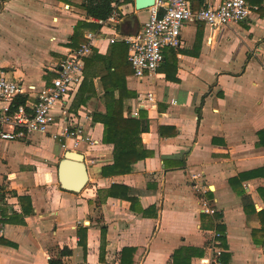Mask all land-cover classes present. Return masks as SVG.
Returning a JSON list of instances; mask_svg holds the SVG:
<instances>
[{"label":"crops","instance_id":"crops-1","mask_svg":"<svg viewBox=\"0 0 264 264\" xmlns=\"http://www.w3.org/2000/svg\"><path fill=\"white\" fill-rule=\"evenodd\" d=\"M90 1L0 0V77L36 91L49 84L74 49L75 26L87 22L101 28L102 19L88 12ZM223 1L189 0V6L197 12ZM247 1L252 12L243 22L220 28L186 22L175 49V69L164 61L157 74L127 76L128 88L137 92L129 100L133 115L143 109L149 119L141 137L151 153L131 172L102 174V167L113 162V146L103 142L104 126L93 113L104 111L101 75L116 43L107 39H97L79 87L93 83L97 95L77 111L71 108L93 118L100 141L77 149L89 177L81 191L61 187L58 165L67 150L49 134L22 139L41 159L24 157V170L12 168L5 157L23 142L0 139V212L6 223L0 264H50L64 248L71 254L62 257L63 264H198L216 224L225 232L222 264H264L259 216L264 210V147L257 134L264 129V0ZM118 6L119 35L137 33L150 16L148 8H136L135 0ZM106 31L105 38L112 36ZM148 92L156 100L141 106ZM196 183L217 206V222L202 213ZM113 184L127 186L134 200L109 196L101 202L97 191ZM81 226H89L86 250L79 245ZM125 247L133 252L121 263Z\"/></svg>","mask_w":264,"mask_h":264},{"label":"built area","instance_id":"built-area-1","mask_svg":"<svg viewBox=\"0 0 264 264\" xmlns=\"http://www.w3.org/2000/svg\"><path fill=\"white\" fill-rule=\"evenodd\" d=\"M113 11L105 20H99L98 32H88L86 43L71 51L64 59L49 84L38 91L26 89L23 82L0 77V139L14 141L27 138L32 133L49 134L58 140L66 150H77L81 144L95 147L99 139L95 137L93 118L82 117L71 111L75 93L85 77V60L93 51L97 39H107L110 43L124 41L128 45V60L133 73L138 78L157 74L164 64V52L168 48L177 49L181 45V30L188 21H200L211 28H220L245 21L252 9L247 0H224L218 5H210L193 11L189 0H155L150 6V16L143 28L131 35H119L116 29L120 21L118 3L112 0ZM111 31L112 36L106 30ZM104 35V36H103ZM24 104L14 106L15 99L26 95ZM30 97H34L31 100ZM152 92L140 98V105L155 102ZM57 110V111H56ZM137 113V112H135ZM198 175L195 179L198 181ZM200 193V206L204 214L211 215L217 222V206L207 197V189L194 184ZM216 227L209 231L205 254L198 264H222L225 232ZM6 223L0 212V238L4 236Z\"/></svg>","mask_w":264,"mask_h":264},{"label":"trees","instance_id":"trees-1","mask_svg":"<svg viewBox=\"0 0 264 264\" xmlns=\"http://www.w3.org/2000/svg\"><path fill=\"white\" fill-rule=\"evenodd\" d=\"M112 2V0H92L86 4V7L91 16L106 19L113 11ZM99 28L100 26L97 24L79 22L75 26L71 45L74 49L80 47L86 43L85 34L98 31ZM128 52V45L124 41L112 44L108 56L104 58L106 63L105 73L101 75L104 111L98 109L93 113L94 120L101 122L104 126L103 142L113 146V162L102 167V174L105 176L129 173L135 163L151 154L145 148L141 137L142 133L149 130L147 113L140 109L138 116H134L131 101L129 102L130 99L137 96V92L129 89L126 83L127 76L133 73L132 65L128 60ZM164 56L165 65L167 64L169 68L173 67L175 69L177 61L175 49H166ZM88 60L89 58H86V63ZM171 79H173V76H171ZM94 95L96 96L97 92L93 83L83 84L73 104H71L72 110L77 111L79 105L86 104ZM26 100V96L20 95L15 99L14 106L24 104ZM257 134L259 144L264 147V129ZM244 176L245 174H241L238 178L242 179ZM97 195L101 202L109 196H121L122 198L134 200L129 195V188L123 184H113L106 190L99 189ZM143 213H145V210ZM259 216L264 223V210L259 212ZM88 228L89 226H81L77 231L79 245L85 250L87 248ZM218 228L223 231L221 226ZM101 230L104 232L105 227L101 226ZM258 232H255V240L260 243L262 241L256 235ZM130 252H133V248L125 247L122 250L121 263H124V257ZM68 254H71V250L64 248L60 251L58 257L50 259V264H63L62 257Z\"/></svg>","mask_w":264,"mask_h":264},{"label":"water","instance_id":"water-1","mask_svg":"<svg viewBox=\"0 0 264 264\" xmlns=\"http://www.w3.org/2000/svg\"><path fill=\"white\" fill-rule=\"evenodd\" d=\"M137 9H146L155 4V0H135ZM87 165L84 154L77 150H67L58 165V180L65 190L79 192L88 181Z\"/></svg>","mask_w":264,"mask_h":264},{"label":"rangeland","instance_id":"rangeland-1","mask_svg":"<svg viewBox=\"0 0 264 264\" xmlns=\"http://www.w3.org/2000/svg\"><path fill=\"white\" fill-rule=\"evenodd\" d=\"M21 141L23 143L15 144L13 146V149H15L14 154H13V151H12L11 155L7 154V156H5V157H6V159H11L12 168L19 169V170H24L26 166L21 167V165H22V163L24 161V157L29 156V157H32L34 159H39V157L36 156V155H33V151L29 147H27L28 143H26V142H24V140L20 139L19 142H21ZM1 148L3 150H5V151H7V149H8L7 146L6 147L5 146H1ZM11 148L12 147H10V150H11ZM27 148H29V149H27ZM24 151H26V154H25ZM22 152H23V154H22ZM39 160H41V159H39ZM27 168H29V167H27Z\"/></svg>","mask_w":264,"mask_h":264}]
</instances>
